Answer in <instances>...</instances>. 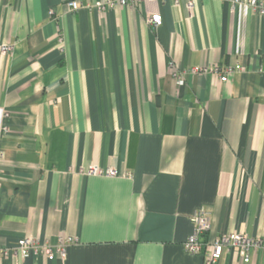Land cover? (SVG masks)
<instances>
[{
	"label": "crops",
	"instance_id": "obj_1",
	"mask_svg": "<svg viewBox=\"0 0 264 264\" xmlns=\"http://www.w3.org/2000/svg\"><path fill=\"white\" fill-rule=\"evenodd\" d=\"M69 1L0 0V246L76 241L0 264H207L185 247L200 207L208 240L263 241L250 262L225 250L215 264H264V13Z\"/></svg>",
	"mask_w": 264,
	"mask_h": 264
},
{
	"label": "built area",
	"instance_id": "obj_2",
	"mask_svg": "<svg viewBox=\"0 0 264 264\" xmlns=\"http://www.w3.org/2000/svg\"><path fill=\"white\" fill-rule=\"evenodd\" d=\"M154 2L155 0H99L95 7L100 10H105L107 7H117L130 5L132 7L138 6L141 2ZM233 4H245L248 5L261 13H264V0H231ZM176 4H179V0H175ZM192 3V1H190ZM69 8L72 11L79 9L81 2L79 0H72L68 3ZM49 14L52 16L54 10L51 9ZM163 17L160 12H153L148 18V23L153 27H158L162 24ZM12 49L10 44H0V51L2 54L9 52ZM193 71H211L220 72L218 66L214 67H202L193 68ZM175 77L178 79L179 83L184 81V73H180L177 70L174 72ZM222 80H228L227 73L222 75ZM87 173L96 175H107V176H121L123 174L119 173L114 167L102 168L100 166L88 167ZM127 175V173H126ZM130 175V174H129ZM193 223V232L185 242V247L187 251L191 254H203L207 264L217 263L225 250L234 251L243 262H250V250L257 248L263 243L262 239L259 237H252L245 232H230L221 233L214 237L212 240H208L206 235L210 232L212 228V221L210 216V211L205 207H200L195 211L191 217ZM76 239L70 236H60L57 245L40 244L38 239L25 236L19 239L15 246H0V260L8 257L12 254L21 255L27 257L31 252L42 253L49 258L59 255L65 257L67 254V247L74 243Z\"/></svg>",
	"mask_w": 264,
	"mask_h": 264
}]
</instances>
